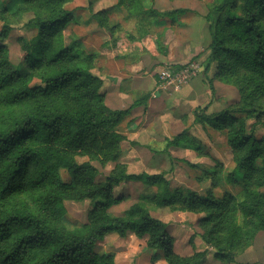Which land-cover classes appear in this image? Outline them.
<instances>
[{
  "label": "trees",
  "instance_id": "16d2710c",
  "mask_svg": "<svg viewBox=\"0 0 264 264\" xmlns=\"http://www.w3.org/2000/svg\"><path fill=\"white\" fill-rule=\"evenodd\" d=\"M59 1L0 0V42L11 31L6 12H31L24 25L37 31L24 46L22 69L8 63L0 44V109L7 110L8 116L0 126V264H115L113 254H100L95 247L109 233L125 238L128 232L145 239L146 249L161 252L163 264L206 261L207 250L189 256L176 253L168 225L140 203L112 216L108 209L119 200L113 199L114 188L124 182L163 186L154 197L157 206L180 205L176 211L205 212L206 217L197 221L202 228L217 220L200 239L213 247L214 258L235 263L234 239L225 242L217 236L223 224L226 231L233 230L229 227L233 212L238 209L246 219L256 221V230H264V194L256 192L264 188V137L257 139L252 130L247 131L250 118L257 119L253 126L264 123L259 120L264 118V0H220L204 17L211 40L209 63H216L214 77L236 87L240 101L233 110L247 114L237 118L224 111L211 119L206 115L195 118L215 130L227 131L235 164L229 178L238 182L235 177L240 173L245 194L236 208L230 207L227 196L218 200L210 192L204 197L191 190L170 192L164 172L129 174L119 165L96 181L99 171L91 161L102 167L118 161L124 136L117 128L132 107L113 110L106 106L100 92L102 81L91 72L93 56L85 54L78 42L63 46L61 33L73 16ZM116 1L117 7L134 10L129 7L136 0ZM146 4L135 11L155 25L179 12H159ZM208 68L206 65L205 72ZM59 101L62 107H54ZM25 104L31 105L29 111L13 114L11 107ZM171 148L201 150L189 128L169 139L162 152L168 154ZM76 156L88 161L79 163ZM61 171L68 181L59 178ZM83 201L93 207L82 227L67 230L56 226L66 214L65 202ZM234 232L239 240L243 237L241 229ZM262 254L264 257V245Z\"/></svg>",
  "mask_w": 264,
  "mask_h": 264
},
{
  "label": "rangeland",
  "instance_id": "374dc122",
  "mask_svg": "<svg viewBox=\"0 0 264 264\" xmlns=\"http://www.w3.org/2000/svg\"><path fill=\"white\" fill-rule=\"evenodd\" d=\"M2 1L7 3V0ZM143 1L145 3L142 0L133 2L129 7L134 9L132 12L122 5L117 7L116 0H92L91 6L89 0L59 1L64 10L72 11L73 16V20L61 33L62 44L68 46L71 42H78L85 54L92 55L93 74L96 70L101 71L108 53L116 60L128 57L124 66H140L137 73L139 80L134 86L137 94L131 95V100L126 104L129 106L135 100L144 102L133 107L117 128L124 136L120 143L121 154L118 161L108 163L104 167L91 161L99 171L96 181L102 180L119 165L124 166L129 174L164 172V180L169 183L170 192L178 190L183 193L185 190H191L201 197L210 192L213 198L218 200L227 196L230 207L236 208L244 201L245 194L241 187L240 173L235 177L238 182H232L229 178L235 164L227 145V131L215 130L206 121H195L197 115H206L211 119L224 111H229L237 118L247 115L244 111L233 110L240 101L236 87L215 78L216 63H209L210 51L207 45L211 40L204 17L209 8L220 0ZM146 3L159 12H179L167 16L161 25L151 24L152 20L135 11L146 7ZM100 11L104 14H96ZM11 13H5L11 31L0 44L4 48V57L8 63L12 67L22 69L24 46L31 42L37 31L28 30L24 25L25 21L32 17L31 12L27 11V15ZM142 56H146L143 61ZM191 63L199 65V72L179 89L176 90L172 85L158 88L159 84H151V78L157 71ZM206 65L209 68L205 72ZM132 89L131 86H123L121 91L128 93ZM157 89L158 98L155 100L152 94ZM62 104L59 101L54 107L61 108ZM262 105L264 107V100ZM204 107L207 109L202 111ZM30 108L31 105L25 104L11 107V110L13 114L20 116ZM6 114L7 110L0 109V126L7 119ZM256 120L250 118L247 121V131L252 130L255 137L261 139L264 137V123L253 126ZM259 120L263 121V116ZM187 128L201 150L171 148L168 154H164L162 150L166 142ZM75 159L79 163L88 161L86 157L80 156ZM59 178L63 181L69 180L64 171L60 172ZM163 189V186L151 187L136 182H124L114 188L113 199L119 200L110 206L108 212L112 216H119L132 204L140 203L153 217L167 223L168 230L175 236V252L189 256L195 251L205 249L208 253L206 261L202 264H224L216 258L210 259L215 250L200 239L217 220L202 228L198 226L197 221L206 217L205 212L196 214L176 211L180 205L159 208L154 197ZM256 192L264 194V188L256 189ZM64 207L66 214L56 226L74 230L87 222L88 212L93 205L89 201L65 202ZM256 226L255 220L246 219L238 209L233 212L229 226L233 230L226 231L227 228L222 225V230L217 236L224 238L225 242L234 239L233 264H264V230H256ZM237 228L243 231L240 240L237 236L234 237ZM190 239L192 240L189 243ZM95 250L100 254H113L115 264H163L161 252L146 249L145 239L139 238L134 232H128L125 238L109 233L97 243Z\"/></svg>",
  "mask_w": 264,
  "mask_h": 264
},
{
  "label": "crops",
  "instance_id": "0c3cea01",
  "mask_svg": "<svg viewBox=\"0 0 264 264\" xmlns=\"http://www.w3.org/2000/svg\"><path fill=\"white\" fill-rule=\"evenodd\" d=\"M209 44L210 42L207 45V49H208ZM125 58L116 60L112 58L111 53H108L107 59H106V62L108 64L105 62L103 64V67L101 68V71L96 70V72H94V76L98 77L102 81L100 92L104 95V102L106 106H108L110 109H113V110L127 109L129 107L130 108L132 107L133 109V107L139 106L140 104L144 102V101L138 100L140 104L135 105V106H134V103L137 102V100L132 101V103L129 106L126 104L129 100H131V95L135 96V93L137 94L136 87L134 86H136L135 85L136 81L139 80L137 73H138V70H140V66L138 64L137 65L130 64L129 67L124 66L128 57H125ZM145 58L146 56H142L141 61L145 60ZM158 72L159 71H157L154 77L152 76L151 78L152 79L151 84L154 86L156 83L158 84V76H157ZM123 86L124 87L131 86L133 89L132 91L130 92L128 91V93H125V91H121V88ZM157 92H158V89L154 93L155 97L153 98L155 100L158 98ZM169 233L173 237V239H175V236L172 235L170 231ZM210 259H214V257L211 256ZM210 259L208 258V260Z\"/></svg>",
  "mask_w": 264,
  "mask_h": 264
},
{
  "label": "built area",
  "instance_id": "2783aa9c",
  "mask_svg": "<svg viewBox=\"0 0 264 264\" xmlns=\"http://www.w3.org/2000/svg\"><path fill=\"white\" fill-rule=\"evenodd\" d=\"M198 72L199 65L196 63L180 66L179 68H163L157 73L158 88L165 87V85H172L177 90L195 78ZM152 96L155 97L154 94Z\"/></svg>",
  "mask_w": 264,
  "mask_h": 264
}]
</instances>
